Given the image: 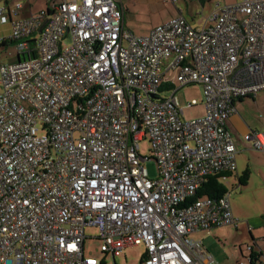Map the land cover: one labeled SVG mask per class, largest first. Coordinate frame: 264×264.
Returning <instances> with one entry per match:
<instances>
[{
	"label": "built area",
	"instance_id": "2783aa9c",
	"mask_svg": "<svg viewBox=\"0 0 264 264\" xmlns=\"http://www.w3.org/2000/svg\"><path fill=\"white\" fill-rule=\"evenodd\" d=\"M21 8L0 7V18ZM12 25L20 61L0 65V264H106L84 255L89 227L114 259L143 245L141 264H217L191 235L240 220L229 194L190 200L207 177L237 172L227 123L237 100L264 91V0L146 36L125 28L115 0H47ZM195 84L205 115L187 121L176 94ZM147 139L152 158L140 153ZM246 139L264 153V133Z\"/></svg>",
	"mask_w": 264,
	"mask_h": 264
},
{
	"label": "rangeland",
	"instance_id": "374dc122",
	"mask_svg": "<svg viewBox=\"0 0 264 264\" xmlns=\"http://www.w3.org/2000/svg\"><path fill=\"white\" fill-rule=\"evenodd\" d=\"M115 1L120 5L123 4L127 10V30L137 36H146L153 27L168 20L171 17V14L178 12V9L182 12L189 23L197 28L204 25L206 18L214 12L218 3L222 5L231 4L238 0H163L161 3L166 4L165 8L156 11L152 10L151 7L139 5L133 0ZM37 5H42L43 8L46 9L47 0H35L34 6L37 7ZM17 53L18 50L16 46L12 45L6 52L3 51L0 53L1 61L6 62L15 59ZM176 75L177 72L171 73V76L173 77H176ZM178 87L179 85H176V88ZM172 93L173 89H168L163 86L161 93L162 97L170 96ZM176 96L181 107L184 108V120L191 121L205 115V106L202 102L203 88L201 85L195 84L180 88ZM194 100L198 102V105L188 107V105ZM246 104H252V101H247ZM258 152L262 153L261 155H264L263 152ZM140 153L144 157L152 158L151 144L148 139L140 143ZM262 157L264 159V156ZM144 167L149 171L151 178L158 176V169L153 160L145 162ZM252 168L254 169L250 168L251 176L247 187L240 186L235 177L226 179L225 185L229 190V197H231L233 209H239L244 215H248L256 220L254 221V224H256L255 226H250L249 229L248 227L245 229L250 231L253 230V234L256 235L255 239H258L259 243L263 244L264 229L259 228L257 223L260 218L263 219V217L260 216L264 213V177L255 165H253ZM263 172L264 167H262V173ZM234 182L236 183L235 188L231 186ZM218 230H221L226 237L222 239L218 237V235H215ZM85 232L88 237L84 245L85 257L105 261L106 264H141L145 255V247L143 245L129 247L124 250L121 256L114 259L111 255H107L102 251V241L95 238L98 232L96 228L89 227ZM204 236H206V248L210 247V253L215 256L217 264H251L249 262L250 251L248 247L253 243H251L248 231H246L244 236L246 237V243L244 240L242 241L243 231L236 230L235 226L218 228L210 231L209 235L205 233ZM191 238H194V236L191 235ZM212 243L214 245H211ZM241 249L245 255H241ZM255 264H264V259Z\"/></svg>",
	"mask_w": 264,
	"mask_h": 264
},
{
	"label": "crops",
	"instance_id": "0c3cea01",
	"mask_svg": "<svg viewBox=\"0 0 264 264\" xmlns=\"http://www.w3.org/2000/svg\"><path fill=\"white\" fill-rule=\"evenodd\" d=\"M34 1L35 0H0V7L6 8L7 11H9L10 9L14 8L16 5H19V4L22 6V8L19 11L18 16L15 17L13 15H10L7 12V14H6L7 18L5 21H3L2 18H0V53H2L3 51L6 52L10 46L15 45V43L9 41V38H10V36L12 34V30H13V25H12L13 21H15L17 19H25V18L30 17L31 15H36L40 11L45 9V8H43L42 5H37V7L34 6ZM133 1L139 5L151 7V9L154 11L159 10V9H164L165 5H166L165 3H161V2H163V0H133ZM157 1H159L160 3ZM231 4H233V3H231ZM117 5L124 13V26L127 29V20H126L127 10L123 4L120 5L117 3ZM220 5H222V4L218 3L216 5V7H218ZM180 16L184 17L182 12L178 9V12L171 14V17L168 20H166L165 22H163L162 24L167 23L171 19L176 18V17H180ZM159 25H161V24H159ZM154 28L155 27H153L149 31V33ZM18 58H20L18 53H17V56L15 57V59L8 60L6 62H2L1 58H0V65L5 64V63L16 62L18 60ZM247 101H252V104H249V105L246 104ZM235 108H236V112L229 118L227 126H228V129L232 135V138L234 140V143H235L237 151H238V154H237V172L231 177H235L236 180L238 181V183L240 184L239 177L246 170L250 171V168L254 169V168H252L253 165H255L258 168L259 172L264 177V172L262 173V167H264V159L262 156H264V155H261L262 153L255 150L253 140H247L246 139L247 136L254 135L255 133H258V132L264 133V91H261L254 96H250V97H247L244 99L237 100L235 102ZM241 172H243V173L240 174ZM250 176H251V171H250ZM249 181H250V179H249ZM248 183L246 186H242L241 184H240V186L247 187ZM231 186L233 188H235L236 183L235 182L232 183ZM229 198H230V203H231V197H229ZM231 206H232V204H231ZM232 210H233L235 217L240 220L239 226L235 227V228L238 231L239 230L243 231L242 241L244 240L245 243L247 242L245 240L246 237H244V236H245L246 231H248L250 239H251V243H253V244H251V246L254 247L255 253L264 252V243L261 244V243H259L258 239H255L256 235L253 234V230L252 231L246 230L247 227L249 229L250 226H255L256 224H254V221H256V220L251 218L248 215H244L239 209H233V207H232ZM260 217H263V219H261ZM260 217H258L260 219H259L257 224L259 225V228L264 229V213ZM221 228H224V227H221ZM213 230H216V229H213ZM205 233H207V235H209L210 231L209 232H199V233L194 234L193 236L195 239L202 241L204 246L206 247V243H205L206 236H204ZM215 235H218V237H220L222 239L224 237H226L225 234H223V232H221V230L216 231ZM211 245H214V244L212 243ZM206 249L209 252H211L210 247H207ZM240 253H241V255H245V253L243 252L242 249H241ZM250 255H251V253H250ZM261 260H263V259L260 257V262H261ZM249 262H251V261H249Z\"/></svg>",
	"mask_w": 264,
	"mask_h": 264
},
{
	"label": "trees",
	"instance_id": "16d2710c",
	"mask_svg": "<svg viewBox=\"0 0 264 264\" xmlns=\"http://www.w3.org/2000/svg\"><path fill=\"white\" fill-rule=\"evenodd\" d=\"M168 89H174L173 85H165ZM233 173L216 174L207 177L202 183L200 188L196 191L195 196L190 201L202 200L205 198L219 199L220 197L229 194V191L225 185V180L233 176ZM250 179V171L246 170L240 177L239 182L242 186H246ZM255 245V244H254ZM251 264L260 262V253L250 251ZM143 261V259H142ZM141 261V263H142Z\"/></svg>",
	"mask_w": 264,
	"mask_h": 264
},
{
	"label": "water",
	"instance_id": "95a60500",
	"mask_svg": "<svg viewBox=\"0 0 264 264\" xmlns=\"http://www.w3.org/2000/svg\"><path fill=\"white\" fill-rule=\"evenodd\" d=\"M18 62L20 61V59L18 58V60H17Z\"/></svg>",
	"mask_w": 264,
	"mask_h": 264
}]
</instances>
